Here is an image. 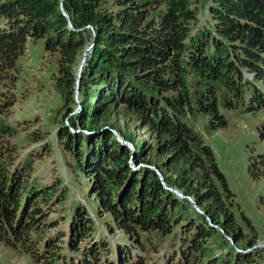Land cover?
<instances>
[{
  "label": "trees",
  "instance_id": "trees-1",
  "mask_svg": "<svg viewBox=\"0 0 264 264\" xmlns=\"http://www.w3.org/2000/svg\"><path fill=\"white\" fill-rule=\"evenodd\" d=\"M206 3L210 22L199 26L200 0H0V114L17 101L18 61L28 41L44 38L61 96L56 113L67 119L79 107L68 123L60 121L56 135L92 169L96 214L110 213L108 230L117 228L129 240L113 246L116 264L135 261L133 243L157 247L166 238V264L253 263L251 254L228 248L223 236L213 238L220 234L213 224L235 242L242 234L230 209L234 193L193 122L205 115L207 128L216 130L226 124L222 110H264V0ZM114 107L156 134L164 169L175 176H165V183L192 195L204 213L188 212L153 170L131 169L124 145L96 133V118ZM11 132L0 119V245L39 264H112L104 237L91 239L76 257L60 247L50 252L49 239L31 238L43 213L37 197L46 190L32 187L24 194L28 164L17 160ZM249 170L254 177L262 171L253 165ZM95 226L76 206L68 248L77 252Z\"/></svg>",
  "mask_w": 264,
  "mask_h": 264
},
{
  "label": "rangeland",
  "instance_id": "rangeland-1",
  "mask_svg": "<svg viewBox=\"0 0 264 264\" xmlns=\"http://www.w3.org/2000/svg\"><path fill=\"white\" fill-rule=\"evenodd\" d=\"M206 1L200 0L197 20L199 26H208L210 22ZM89 47L90 45L87 48ZM80 62L82 63V59ZM55 70L54 59L45 51L44 38L29 40L18 61L14 86L17 101L8 114H0V119L12 127L9 140L17 160L28 164V176L22 187L24 194L32 187L46 190L37 197L43 213L31 238L49 239L47 243L50 252L64 248L65 254L76 257L83 247L92 245L91 239L99 240L104 237L108 243L107 255L112 259V264H116L113 246L129 240L117 228L108 230L105 221L110 222V213L104 212L100 216L96 214L98 196L93 192L92 169H86V165H82L84 162L79 163L74 153L56 135L60 121L68 123L67 119L79 113V107L69 113L67 119L64 114L56 113L61 106V96L53 85ZM243 73L248 80H254L252 72L243 69ZM76 97L78 99V92ZM222 113L226 124L216 130L207 128L208 120L205 115L199 116L193 125L214 151L217 165L234 193V204L230 209L240 227L242 238L235 242L219 225L210 222L220 232H215L213 238L223 236L232 251L251 254L252 264H264V163H261V160L264 161V110H222ZM52 116H55V121ZM95 126L96 133L111 134L127 148V162L133 171L138 172L146 167L153 170L164 183L165 176L174 180V174L164 169V157L157 150L156 134L142 121H138L135 115L114 107L97 117ZM250 165L262 170L258 176L254 177L250 173ZM165 185L186 203L188 212L204 213L192 195L184 194L175 185ZM76 206L84 207L96 224L95 231L78 243L77 252L68 248L69 225ZM164 240L157 247L149 244H138L135 247L133 243L130 248L135 249L136 259L132 264H166L169 246L167 238ZM101 255L105 256L104 253ZM107 259L106 257V261ZM0 264L39 263L21 250L0 245Z\"/></svg>",
  "mask_w": 264,
  "mask_h": 264
},
{
  "label": "water",
  "instance_id": "water-1",
  "mask_svg": "<svg viewBox=\"0 0 264 264\" xmlns=\"http://www.w3.org/2000/svg\"><path fill=\"white\" fill-rule=\"evenodd\" d=\"M60 8H61V10L64 12L65 16L68 17L67 13H65L64 8H63V6H62V1L60 2ZM81 65H82V63H81ZM80 70H81V66H80L79 69H78V77H79V75H80ZM77 88H78V86H76V94H77V92H78V91H77Z\"/></svg>",
  "mask_w": 264,
  "mask_h": 264
}]
</instances>
